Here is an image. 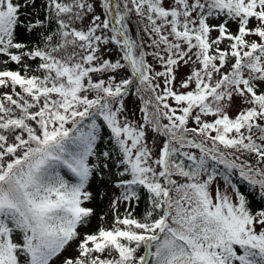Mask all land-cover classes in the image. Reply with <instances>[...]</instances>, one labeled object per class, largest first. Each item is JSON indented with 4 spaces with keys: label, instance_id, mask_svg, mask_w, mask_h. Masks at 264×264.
<instances>
[{
    "label": "snow or ice",
    "instance_id": "obj_1",
    "mask_svg": "<svg viewBox=\"0 0 264 264\" xmlns=\"http://www.w3.org/2000/svg\"><path fill=\"white\" fill-rule=\"evenodd\" d=\"M34 6L0 0V264H264V0H44L42 18L25 15ZM110 164L112 225L82 234Z\"/></svg>",
    "mask_w": 264,
    "mask_h": 264
},
{
    "label": "rangeland",
    "instance_id": "obj_2",
    "mask_svg": "<svg viewBox=\"0 0 264 264\" xmlns=\"http://www.w3.org/2000/svg\"><path fill=\"white\" fill-rule=\"evenodd\" d=\"M95 11H96L97 14H100L102 12V9L100 7H96ZM90 18L91 17L86 19L84 21V23L87 24L88 20H90ZM137 20L138 19L134 15L130 16V22H129L130 35H132L137 40H140L142 38L143 41L145 42V45H147L148 43H150L149 37L142 31V27H138L139 24L137 23ZM217 22L218 21H213V23H217ZM77 26H79V22L77 23ZM230 28H231L232 31H236V26L234 24L230 25ZM22 33H23V31L18 30L17 40H20L21 36H23ZM216 35H217V33H215V32L212 33L213 37H215ZM226 43L227 42H225V44H222L221 47H225ZM109 48L112 49V45H109ZM145 50L147 52H151L153 49L149 48V47H146ZM112 53H113V49H112L110 54H106L105 58H108L110 55H112ZM0 59H5V58L4 57H0ZM146 59H147L149 64H152L153 67L156 68L157 71L162 70L161 67L158 64L155 63V61L153 60V58L151 56H147ZM3 67H4L3 65H0V68H3ZM189 71H190V69L188 67H183L182 66L179 69V71L176 73V86H177V88H179L180 80L183 79L189 73ZM140 106H141V104H140V101H139L137 96L130 95V96L125 98V113H124V115L127 116L129 121H134V122L141 121L142 114L139 111ZM240 107H241V105H240L239 100H236L232 104L231 108L229 109V114L232 115V116H235L237 111L240 109ZM148 138H149V142H150L149 146L152 147L154 155L158 154V150H159L160 144L162 143V138H161V140L156 141L155 145H153L151 143V141L154 140L155 137L150 131L148 133ZM110 169H111L110 171L106 170L102 177L96 176L93 179L92 183H91L90 191H92V193H93V200L90 203H87L85 206L93 208L94 211H95V215L91 218L90 226L80 229L82 234L84 232H86L90 227L93 226V223L96 222V220H97L98 213H102V212L109 213V212H112L110 210V205L112 203V200L114 199V197L120 195V191L121 190L114 186V182H115V179H116L115 174L117 172V169L115 168V166H110ZM101 187L103 189H107V191L110 192L109 193L110 195L107 198L108 201L106 203L102 199V196L104 194L100 192V188ZM220 187L221 188L224 187L223 181H220ZM57 264H58V262H57Z\"/></svg>",
    "mask_w": 264,
    "mask_h": 264
},
{
    "label": "trees",
    "instance_id": "obj_3",
    "mask_svg": "<svg viewBox=\"0 0 264 264\" xmlns=\"http://www.w3.org/2000/svg\"><path fill=\"white\" fill-rule=\"evenodd\" d=\"M43 4H44V0H35V6L34 7L28 8V9H25L24 10L25 15L38 14L42 18L43 15H44ZM52 27L54 28L55 25L53 24ZM138 27H143V25L142 24H139ZM22 34H23V36H21L20 40H18L20 42L27 43V44H29V46H31L32 44H34L37 41V38L38 37H37V32L36 31H34L31 34H28L27 32H24L23 31ZM112 49H113V53L108 58H111V59L114 60V59L118 58V53H117L116 49L114 48V46H112ZM37 62L27 61V63H29L33 68L35 67V64ZM7 67L10 68V69H12V70H16L18 66L15 63H9L7 65ZM21 71H23L22 67H21ZM29 74H31V72H29ZM7 91H10V89L0 88V94H2L4 92H7ZM17 91H19V89H17ZM102 135H103L104 140H103V143L100 144V147L101 148H111V147H113V145L111 144V142L109 140V131L106 128L102 130ZM115 159H116V150L113 148V160H115ZM110 166H114V165L110 164ZM105 171L99 177H102L104 175ZM233 180L238 182V179L235 176L233 177ZM241 188L243 190L245 188V185L241 184ZM100 192L104 194L102 196V199L106 203L108 201L107 198L110 195L109 194L110 192L107 191V189H103L102 187L100 188ZM140 196H141V198H140L138 204L137 205H134L135 211L133 213L138 218L144 213L145 208L147 206V204H146V194L143 192V190H141ZM253 206L255 208H257V207H260L262 205L260 203H258L257 201H253ZM126 207H127L126 204H121L119 206V209H118L119 213L120 214H123L125 212ZM101 217H104V219L101 220L100 219ZM112 220H113V214H112V212H109V213H105V212L98 213L96 222H94L93 223V226L90 227L86 232L87 233L96 232L102 224H103L104 227L109 228L112 225Z\"/></svg>",
    "mask_w": 264,
    "mask_h": 264
}]
</instances>
